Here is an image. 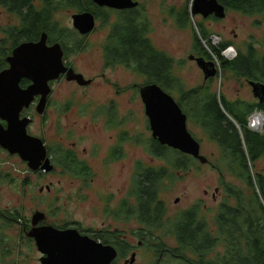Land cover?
Instances as JSON below:
<instances>
[{"label":"rangeland","instance_id":"rangeland-1","mask_svg":"<svg viewBox=\"0 0 264 264\" xmlns=\"http://www.w3.org/2000/svg\"><path fill=\"white\" fill-rule=\"evenodd\" d=\"M36 1L44 26L66 29L68 34L62 42L65 41L66 46L83 47L81 52H75L73 48L68 60L87 78H96V82L86 88L66 80L54 85V105L49 110L50 116L43 119L37 115L34 132L39 136L46 134L49 146L58 143L63 149L74 151L76 158L88 165L90 170L84 175H76L60 165L65 155L60 148H53V151H58L53 156L59 161L51 174L28 172L20 158L0 151V264H41L44 255L38 250L35 240L28 237L37 213L45 214L43 225H67L80 229L77 231L81 234L102 232L118 235L119 242H126L132 248L119 260V264H155L159 246L174 248L177 244L176 238L168 235L170 230L162 229L165 225L161 222L144 225L140 221L141 209L138 211L137 205L139 183L144 181L143 171L162 172L170 168L160 191V198L167 208V218L171 219L197 203L202 206L208 204L216 213L223 198L219 192L221 176L215 169L222 154L220 144L201 125L189 122L190 131L202 144V154L210 162L202 164L196 160L188 170L176 173L167 161L154 157L150 149L153 132L139 89V85L148 84L149 79L126 66L108 68L107 57L111 50L107 49L113 46L111 23L123 14H115L109 23L101 17L96 31L82 39L79 33H71L75 30L72 14L84 11L96 15L97 9L94 13L89 2L72 0L71 3L60 4L61 1H58L54 6L53 19H50L47 15L53 9L54 0L52 5H48L47 0H33ZM135 1L145 17L142 25L138 26H148L146 38L151 48L173 62L171 73L180 80L183 89L197 88L204 83V72L191 57H211L218 69L212 91L227 101L256 104L257 99L245 80L227 73L222 68L223 63L201 37V31L205 30L213 48L217 49L230 43L232 46L222 53L228 61L235 60L240 52L247 53L251 46L256 47L259 56H263L264 29L256 27V17L234 11H227L223 20L193 16L195 0ZM1 5L0 39H3L10 29H15L10 25L20 26L21 17ZM104 12L105 15L108 13ZM127 13L125 29L136 18L134 13ZM181 15L185 18L188 15L183 23ZM28 21L25 19V27L30 24ZM26 28L24 31H27ZM46 32L51 34L46 30L41 33ZM228 51L232 53L231 58L226 55ZM161 86L179 103L177 89L170 91L163 84ZM256 114H252L250 119ZM110 115L115 117L112 125L108 122ZM252 129L264 134V122L259 128ZM122 139L125 141L120 143ZM119 152L121 156L118 157ZM249 166L253 169L251 162ZM254 172L264 173V158L259 160ZM228 176V181L245 187L240 181L233 180L230 174ZM48 187L49 191L46 190ZM124 204L138 211L134 213L135 217L121 214ZM213 216L208 212L206 219L212 220ZM77 222H81L82 227H78ZM134 251L137 253L136 260L131 263ZM162 253L167 261L161 264H186L184 259L172 257L169 249Z\"/></svg>","mask_w":264,"mask_h":264},{"label":"trees","instance_id":"trees-1","mask_svg":"<svg viewBox=\"0 0 264 264\" xmlns=\"http://www.w3.org/2000/svg\"><path fill=\"white\" fill-rule=\"evenodd\" d=\"M58 1L62 4L71 3L72 0H54L53 9L48 11L47 18L53 19L54 6ZM86 1L92 6L94 13L97 9L96 15L100 16L98 7L90 0ZM219 2L226 6L227 11L256 17V27L264 29V0H219ZM0 3L5 4L4 6L9 8L11 13L20 16L21 19L29 20L28 22L32 25L33 40L39 39L44 30L51 32V34L46 32L49 42L50 40L55 43L63 41L68 34V31L61 27L44 26L41 22L42 14L38 13L41 11L36 7L37 1L0 0ZM47 4L52 5V0H47ZM138 13L135 17L138 22L141 19V23H137L134 19L135 25L131 22L132 25H129L127 29L124 28V24L120 26V32L125 34L126 42L129 44H127L128 50L124 49L129 54V61L122 60L129 64L132 70L147 77L151 83L163 84L170 91L177 89L179 104L182 109L187 110L184 112L190 118L189 122H196L209 132L212 139L220 144L222 152L218 160L219 164L214 165L221 176L219 192L223 197L216 213L215 209H211L208 204L202 206L197 203L177 213L173 218H167V208L160 198V191L170 168L167 167L162 172L150 169L143 171L144 181L139 183L138 211L139 209L143 212L147 211L144 223L152 225L158 221L165 225L162 229L170 230L168 235H173L177 244L174 248L159 246L156 252L157 263L167 261L165 256L161 257V253L169 249L176 259H184L186 264H264V173L254 172L259 160L264 158V134L254 132L248 127V120L252 114L257 111L264 114V105L231 102L225 98H219L212 91L213 82H209L208 87H205L206 84L204 87L183 89L180 80L174 78L171 73L173 62L151 48L150 41L146 38L148 26H138V24L142 25L145 17ZM118 14H123V17H119L126 20L124 12H118ZM180 19L183 23L188 19V15L187 18L181 15ZM25 28L20 26L13 31L10 29L8 34L29 36L27 31H24ZM201 34L208 48L213 50L215 56L223 63L222 68L227 73L251 80L257 79L258 76L264 79V55L259 56L255 46L248 48L247 53L240 52L235 60L228 61L222 53L232 45L225 43L226 45L221 48H213L206 36V31H201ZM226 55L231 57V51L226 52ZM209 59L212 60L211 57ZM150 146L153 156L167 161L176 173L188 170L196 161L192 156L157 142H152ZM250 162L253 169L249 166ZM65 168L71 170L68 163ZM75 169L71 172L82 173L79 169ZM82 170L84 173L88 172L87 167H83ZM228 174L245 187L234 181H228ZM127 207L133 210L129 208L131 207L129 205ZM208 212L214 214L213 219L209 221L206 219ZM15 221H18V218H15ZM117 237L118 235L112 236L109 233H97L94 239L117 247L120 260L129 254L131 248L126 242H119ZM189 254L191 256H188ZM115 264H119V261Z\"/></svg>","mask_w":264,"mask_h":264},{"label":"water","instance_id":"water-1","mask_svg":"<svg viewBox=\"0 0 264 264\" xmlns=\"http://www.w3.org/2000/svg\"><path fill=\"white\" fill-rule=\"evenodd\" d=\"M93 1L101 7L116 10L138 6V2L134 0ZM192 15H203L204 18L214 15L218 19H224L226 8L218 0H195ZM73 25L81 35H88L94 31L96 19L92 13L76 14L73 16ZM48 40V34H43L37 42L21 44L7 59L11 67L0 73V118L9 122L8 129L0 131V139L7 142L2 146L12 155L19 154L24 161H29L33 171L40 169V163L46 159L47 151L40 139L27 133L30 121L20 120L21 112L25 107L29 108L35 98L40 96L38 112L42 114L51 93L50 83L61 74H67L68 80L77 81L81 86L91 83L82 74L67 69L63 62L64 51L61 44L49 45ZM196 61L204 71L206 80L218 74L214 60L207 61L202 57ZM22 79H30L33 83L27 89H21L19 84ZM250 85L255 97L264 104V84L250 82ZM140 95L153 139L163 146L207 164L208 159L201 151L202 144L190 131L189 117L178 101L158 84L142 87ZM42 169L52 171L49 162L42 166ZM45 218L44 213H37L33 219L34 226ZM28 237L35 240L38 250L44 255L42 264H113L118 258V252L113 246L83 236L77 230H57L53 226L44 225L34 227ZM135 260L136 254L133 255L131 263H135Z\"/></svg>","mask_w":264,"mask_h":264},{"label":"flooded vegetation","instance_id":"flooded-vegetation-1","mask_svg":"<svg viewBox=\"0 0 264 264\" xmlns=\"http://www.w3.org/2000/svg\"><path fill=\"white\" fill-rule=\"evenodd\" d=\"M90 1L93 2L94 5L98 6L99 13H100V16L94 15V17L96 19V27H95L94 31L91 32V33H94L96 31L97 24H98L99 19L101 17H105V20L109 23L111 21V18L115 14L117 15L118 12L119 13L120 12H124V15L126 16V14H128L127 12H131V13L136 14V13H138V11L140 12V10H141L139 3H138V6L135 7V8H133V9L116 10V9L109 8V7H101L96 2H94L93 0H90ZM4 5L5 4H3L1 6L3 7ZM104 11H107L108 13L105 15V12ZM111 12H112V14L110 15ZM83 13H87V12H84V11H75L72 14V20H73V16L74 15H76V14H83ZM138 14H140V13H138ZM201 16L204 17L203 15H201ZM210 17L212 19H215V18L218 19L214 15H211L208 18H210ZM205 19H207V18H205ZM135 20H136V18H135ZM24 21H25V19H20V22H21L20 23V26H24ZM136 22L139 23L137 20H136ZM123 24L124 25L126 24V20L125 19H120V17H118L115 22H112L111 23V27H112L111 42H113V46L111 48H109V49L106 48L107 50H111L110 52H108V57H107L108 64H109V67L108 68L121 67V66H126L127 68H130L129 64L125 63L122 60V59H124V60L129 61V58H128L129 54L126 51H124V49H127L128 50V46H127L128 42H126L127 38H126V36H125L124 33H121L120 32V26L123 25ZM10 26L11 27H15V29L17 27H20V26H18L16 24L10 25ZM26 27H27L26 28L27 29V34H29V36H24L23 34L21 36H19V35H15V34H10L9 33V34H5L6 35L5 38L0 39V73L2 71H5V70H7V69H9L11 67V65L9 64V62H8L7 59L13 55V51L17 47H19L20 44H22L24 42H32V41L33 42H37L38 40H40L41 37L39 39H37V40H33V38H32V25L31 24H26ZM73 27H74V25H73ZM13 30L14 29H12L11 31H13ZM71 33H74L75 35L77 33H79V35H80V37L82 39H83V36H88V35L91 34L90 33L88 35H81L80 32L77 31L76 29L74 30V32H71ZM20 38H23V39H20ZM56 43L61 44V46L63 48V51H64L63 62L65 64L66 68L69 69V70L72 69L76 74H82L85 77V79L91 81V83L89 85H87V86H81L77 81H70V80H68V75L67 74H65V73L64 74H61V76L58 79H56V80H54L53 82L50 83L51 93L48 96L46 108H45V111L42 114H40L38 112V107H39V104L41 102V97L40 96H37L35 98V100L31 103V105H30L29 108H26L25 107L23 109V111L21 112V114H20V120L26 119V120H29L30 121L29 125L27 126V133L30 136L37 137L38 139H40L43 142L44 147L46 148V151H47L46 159H44V160L41 161V163H40V166L41 167H40V169L38 171H33L30 168V162L29 161H24L21 158V155H19V154L12 155L9 150L5 149L2 145H4L7 142L6 141H3L1 139H0V151L3 152V153H5V154H9V156H11V157H18V158H20L22 160V162L26 165V169H27L28 172H34V173H37V174H39V173H41V174H43V173H50L51 174V173H53L56 170V164H58V161H59V159H56L53 156L54 153H57L58 152V151L57 152L56 151H53V148H60L61 149V152L65 154V155L62 156L64 159H62V161L60 160L61 161L60 162V165H64L65 166L68 163L70 165L71 170L72 169L76 170L75 168H77V169L80 170L83 167H87L88 172H89V170H90L89 169V166L86 165L85 163H82L81 161H79L76 158V154H75L74 151H72V150L67 151V150L63 149V147L60 144H58V143H56L53 146H49V145H47V137H46V134H43V135L39 136V135H37L34 132L35 125H36V117H37V115H40V117H42L43 119H46L48 115L50 116L49 110L51 108V105H54V102L52 100L54 85H56L57 83L61 82L62 80H66L69 83L76 84V85H78L80 87L86 88V87L93 86L95 84V82H96V78H91V79L90 78H87L84 73H82V72H80V71L77 70V68H76V66H75L74 63H72V62H70L68 60L69 55L71 53H73V50H72L73 48L75 49V52H81V48H83V47L71 46V44H68V46H66V42H62V41L61 42L58 41ZM48 44L49 45H53V44H55V42H52L51 40L49 42V40H48ZM202 57H199V58H202ZM231 57H232V53H231ZM199 58L194 57V59H192V61H196V59H199ZM203 58H205L207 61H210L211 60L208 57H203ZM196 63H197V61H196ZM172 68H173V65H172ZM171 72H172V70H171ZM204 75H205V73H204ZM142 76H144V75H142ZM104 77H105V75L103 74V78ZM215 77H209L207 80L204 77V83L201 86L204 87L209 82H213L212 80H214ZM239 79H244L245 80L246 84L251 88L252 93H253V87L250 85V82L263 83L264 84V79L262 78V76H258V78L257 79H254V80L253 79L251 80V79L245 78V77H239ZM32 83L33 82L30 79H22L19 85H20V88L21 89H27L30 85H32ZM150 84H158L159 86H161L157 82H153V83L149 82L148 84H145V85H139L140 86L139 89H141L142 87H145L147 85H150ZM201 86H199V87H201ZM199 87H197V88H199ZM253 96H254L255 99H257L256 100L257 101L256 103L262 104V103H260V100L255 97L254 93H253ZM109 117H110V121H108V122H109L110 125H112L114 123L115 117L113 115H110ZM8 127H9V122L7 120H5V119L0 118V131H1V129L4 130V131H6L8 129ZM124 141H125V139H122V141L120 143H123ZM153 142L159 143L155 139H153ZM119 156H121V152H119L118 157ZM47 162H49V165L52 167V171H50V172H47L46 170H43L42 169V166L43 167L46 166ZM80 171L82 172L80 174H82V175L85 174L84 173V170H80ZM75 174L76 175H80L78 173H75ZM8 175L11 176V174H8ZM42 189H44V188H42ZM48 189L50 190V188H46V190H48ZM126 205H128V204H124L125 208H123V206H122V210L123 211L121 212V214L123 216L126 215L128 218L135 217L134 213H137L138 211H136V210H130V209H128V207ZM145 218H147V211L146 212L141 211L140 221H141L142 224L147 225L146 223H144V219ZM45 221H46V218L42 222L40 221V223L38 225L34 226L35 224H33V220H32V226H33V228L34 227L44 226L43 223ZM76 224H77L78 227H82L81 222H77ZM47 226H50V225H47ZM53 227L56 228L57 230H80V229H77L75 227H68L67 225L66 226H60V225L57 224V225H53ZM33 228H32V230H33ZM97 233L103 234L102 232H94V234H86V233H82L81 234V232H80L81 235L88 236V237H91L93 239L95 238V236H96ZM109 234H111V233H109ZM104 245H106V244H104ZM129 247L131 248V246H129ZM115 248L118 249L117 247H115ZM118 251H119V249H118ZM135 253L136 252L134 251V254ZM133 255H132V257H133ZM136 255H137V253H136ZM162 256H163V253L161 254V257ZM155 264H158V263L155 262Z\"/></svg>","mask_w":264,"mask_h":264},{"label":"bare ground","instance_id":"bare-ground-1","mask_svg":"<svg viewBox=\"0 0 264 264\" xmlns=\"http://www.w3.org/2000/svg\"><path fill=\"white\" fill-rule=\"evenodd\" d=\"M219 1V0H218ZM136 2V1H135ZM223 5V4H222ZM224 6V5H223ZM225 8H226V6H224ZM226 17H227V9H226ZM225 17V18H226ZM224 18V19H225ZM221 20H223V19H221ZM257 114H260L261 115V117H260V119H259V121H258V124H257V126H262V123L264 122V115H263V113H261V112H256ZM250 126V128L252 129V127L253 128H255L253 125H252V123H251V125H249ZM253 130V129H252ZM196 159V158H195ZM196 160H198V159H196Z\"/></svg>","mask_w":264,"mask_h":264},{"label":"built area","instance_id":"built-area-1","mask_svg":"<svg viewBox=\"0 0 264 264\" xmlns=\"http://www.w3.org/2000/svg\"><path fill=\"white\" fill-rule=\"evenodd\" d=\"M260 117H261L260 114H256V115H254L251 119L249 118L250 122L252 123V125H253L254 127L259 128V126H257V124H258V121H259Z\"/></svg>","mask_w":264,"mask_h":264},{"label":"clouds","instance_id":"clouds-1","mask_svg":"<svg viewBox=\"0 0 264 264\" xmlns=\"http://www.w3.org/2000/svg\"><path fill=\"white\" fill-rule=\"evenodd\" d=\"M93 239V238H92ZM96 241V240H95ZM98 242V241H97ZM101 243V242H100ZM114 247V246H113ZM115 248V247H114ZM116 249V248H115ZM117 250V252H118V255H119V251H118V249H116ZM119 261V257L116 259V261H114L113 262V264H115L116 262H118ZM42 264V263H41Z\"/></svg>","mask_w":264,"mask_h":264}]
</instances>
